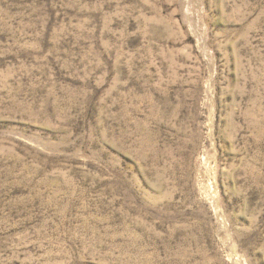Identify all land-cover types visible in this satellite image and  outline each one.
Returning <instances> with one entry per match:
<instances>
[{"label":"rangeland","instance_id":"374dc122","mask_svg":"<svg viewBox=\"0 0 264 264\" xmlns=\"http://www.w3.org/2000/svg\"><path fill=\"white\" fill-rule=\"evenodd\" d=\"M0 264H264V0H0Z\"/></svg>","mask_w":264,"mask_h":264}]
</instances>
